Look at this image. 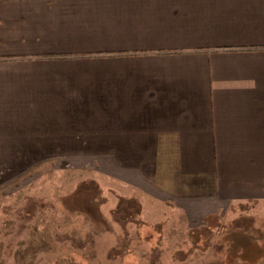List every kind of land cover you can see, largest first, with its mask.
I'll use <instances>...</instances> for the list:
<instances>
[{"label": "crops", "instance_id": "0c3cea01", "mask_svg": "<svg viewBox=\"0 0 264 264\" xmlns=\"http://www.w3.org/2000/svg\"><path fill=\"white\" fill-rule=\"evenodd\" d=\"M54 158L264 221V0H0V186Z\"/></svg>", "mask_w": 264, "mask_h": 264}, {"label": "rangeland", "instance_id": "374dc122", "mask_svg": "<svg viewBox=\"0 0 264 264\" xmlns=\"http://www.w3.org/2000/svg\"><path fill=\"white\" fill-rule=\"evenodd\" d=\"M241 214L190 227L94 159L43 160L0 186V264H264V221Z\"/></svg>", "mask_w": 264, "mask_h": 264}, {"label": "trees", "instance_id": "16d2710c", "mask_svg": "<svg viewBox=\"0 0 264 264\" xmlns=\"http://www.w3.org/2000/svg\"><path fill=\"white\" fill-rule=\"evenodd\" d=\"M259 248H260V247H258V249H256V251H258V252H259V251H260V250H259ZM247 250H248V249H247ZM247 253H248V251H247ZM259 258H260V257H259ZM259 258L257 257V259H259ZM59 264H61V262H60V261H59Z\"/></svg>", "mask_w": 264, "mask_h": 264}]
</instances>
